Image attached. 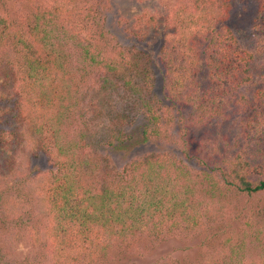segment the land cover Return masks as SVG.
<instances>
[{"label":"trees","instance_id":"trees-1","mask_svg":"<svg viewBox=\"0 0 264 264\" xmlns=\"http://www.w3.org/2000/svg\"><path fill=\"white\" fill-rule=\"evenodd\" d=\"M14 1L33 9L19 23L0 12V102L17 97L20 114L14 129L0 134L7 153L0 227L8 245L0 244V264H113L121 254L144 256L147 243L188 237L217 221L224 204L211 208L216 191L264 193V0H256L247 41L222 23L231 0L170 6L158 54L169 103L153 92L151 67L141 69L110 34L100 8L78 0ZM160 17L141 10L136 19L157 26ZM110 75L141 91L134 103L145 113L144 140L174 135L176 148L199 170L161 151L122 169L100 164L107 160L100 149L125 147L132 134L115 123L92 125L76 111L92 82L110 83ZM231 118L239 126L234 139L198 137L200 128ZM81 120L88 129L72 133ZM35 151L53 166L30 170ZM22 237L35 250L21 260L12 252ZM231 240L226 236L225 244ZM226 245L228 264H249L243 243Z\"/></svg>","mask_w":264,"mask_h":264},{"label":"rangeland","instance_id":"rangeland-1","mask_svg":"<svg viewBox=\"0 0 264 264\" xmlns=\"http://www.w3.org/2000/svg\"><path fill=\"white\" fill-rule=\"evenodd\" d=\"M78 1L79 4L93 5L91 8L98 7L103 11L104 24L110 34L114 36L119 45L130 51V56L139 59L141 69L144 65L151 67L153 92L163 102L169 103L164 92L163 68L159 62L158 54L166 31L163 18L167 15L170 6L177 0H145L143 3L136 0ZM231 4L230 17L222 23L230 25L243 41H247L252 35V22L257 12V1L231 0ZM32 9V3L28 1H20L19 3L14 0H0V12L8 15L17 23L21 20L22 12H30ZM141 10L160 14L158 25H138L136 16ZM115 40L113 41L115 42ZM114 77L116 76L110 77V83H104V85H102V79H99L98 83L92 82L91 88L83 93L79 104L80 109L76 111L92 125H101L106 122L115 123L128 129L132 134L131 141L125 147L112 146L100 149L98 154L107 158L100 164L105 166L106 170L107 168L109 170L122 169L132 159L161 151L176 155L177 159L182 158L192 166L191 168L199 170L200 166L196 160L187 158L188 162L181 153V149H177L179 144L172 141L174 135H170L168 139H161V142L155 139L144 140L141 131L146 122L145 113L139 108V103L138 105L134 103L141 91L137 92L130 85H126L123 77ZM138 86L141 87L140 84ZM4 89H6L5 86ZM146 90V88L142 90L145 98L151 96ZM0 109V116H2L0 121L1 134L2 130L14 129V126L20 122L17 97L2 100ZM76 125L72 123V133L79 132L84 128L83 120L78 121ZM238 128V122L231 118L224 121L220 126L212 124L209 128H200L198 137L206 133L212 140L216 137L220 140L221 135H227L226 138L232 140L238 132ZM84 129L87 130L88 128L85 127ZM192 136L197 137V134H192ZM6 156L4 140L0 139V182L4 180L7 171ZM52 166L50 157L44 152H32L29 160L30 170L44 172ZM199 186L201 187V185ZM4 188V185H0V189ZM209 202L211 208L215 210L224 204L217 221H206L200 231L188 237L182 235L159 244L147 243V251L144 256L143 252L142 255L121 254L119 255L120 259H117L113 264H164L174 263L173 261H176V264H228L231 250L226 244L241 246L242 243L247 263L264 264V193L250 197L229 193V196L223 197L216 191L213 200L209 199ZM39 219L43 220L42 223H46L45 219L40 217ZM5 235V228L0 227V244L2 246H8L4 242ZM228 235L232 236L233 240L225 244ZM14 247L15 252L12 253L21 260L33 255L35 250L28 244L25 237L16 240Z\"/></svg>","mask_w":264,"mask_h":264}]
</instances>
